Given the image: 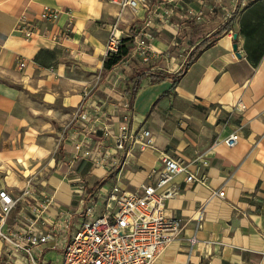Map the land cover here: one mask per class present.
Listing matches in <instances>:
<instances>
[{"label": "crops", "instance_id": "1", "mask_svg": "<svg viewBox=\"0 0 264 264\" xmlns=\"http://www.w3.org/2000/svg\"><path fill=\"white\" fill-rule=\"evenodd\" d=\"M44 6L58 14L40 21L38 34L24 38L14 30L19 16L34 19ZM142 19V11L120 10L109 0H0V161H47L46 178L37 186L25 177L0 180V189L20 196L8 221L16 227L29 224L39 202L50 197L40 220L45 229L62 212L81 208L79 184L91 190L110 173L106 182L117 179L132 189L148 181L162 153L191 160L202 152L209 161L208 182L185 183L184 173L173 177L179 191L166 201L164 214L182 218V228L151 264H264V0H243L231 28L216 36L217 25L207 27L214 22L185 21L173 44L174 28L162 27L151 42L161 53H153L150 68L162 69L166 60L165 71L176 75V82L153 79L157 71H148L131 96V73L104 70L103 62L113 26L123 38ZM204 26L206 32L197 35ZM188 29L196 39L187 51L198 49L179 69L183 53L170 59L168 54L173 47L183 52ZM126 100L131 125L147 127L153 145L125 156L124 150L112 153L110 140L104 147L110 156L99 164L76 159L75 142L84 136L90 145L95 142L82 131L76 110L85 104L92 112L101 109L116 124V104ZM236 128L237 144L226 146L223 139ZM108 161L114 162L110 171ZM31 166L29 171L40 169L38 163ZM218 189L223 196L212 193ZM61 240L56 233L47 247L58 241L54 251L61 252ZM4 250L0 239V259ZM13 259L23 257L16 253Z\"/></svg>", "mask_w": 264, "mask_h": 264}, {"label": "built area", "instance_id": "2", "mask_svg": "<svg viewBox=\"0 0 264 264\" xmlns=\"http://www.w3.org/2000/svg\"><path fill=\"white\" fill-rule=\"evenodd\" d=\"M111 4L128 9L132 13L143 12V19L130 26L134 46L132 54L149 59L152 53H161L152 45L155 34L167 24L173 29V44L184 29V22L204 24L218 21L217 27L234 17L243 0H109ZM58 11L44 6L34 19L21 15L17 18L14 30L24 38H30L40 31V21L54 20ZM174 18L178 20L175 21ZM157 22V23H156ZM216 27V28H217ZM121 35L116 25L107 39L105 57L117 52L121 44ZM189 54V51H187ZM183 56L185 61L188 56ZM127 64V60H123ZM24 65V60L19 62ZM125 66V65H124ZM120 109L116 124L106 117L101 109L92 112L89 105H82L77 116L82 131L91 135L95 142L83 139L74 143V157L89 158L100 163L110 156V150L104 148L105 142H113V154L124 150L128 156L132 150L142 151L153 145L152 132L147 127L131 125L130 101L116 104ZM95 132H100L96 136ZM239 129L231 131L224 139L226 146H235L239 140ZM160 166L152 167L143 181L129 189L115 182H103L92 190L83 184L76 188V197L81 208L74 212L65 211L47 228L43 229L40 220L50 204L45 197L36 207L34 219L27 225L16 227L9 223L11 211L19 203L20 196H13L0 189V239L4 243V257L0 264H151L182 228V218L166 216V201L178 193L179 188L172 184L173 177L184 173L185 183L207 184L209 161L202 152H195L191 160L172 155L168 152L159 157ZM116 162V161H115ZM114 162L108 161L107 171ZM212 193L223 196L222 189ZM202 212L196 216L200 226ZM60 234L61 257L53 262L45 258L48 250L56 249L58 241L50 247L47 243ZM195 236L190 238L193 242ZM20 253L23 259L15 262L14 254Z\"/></svg>", "mask_w": 264, "mask_h": 264}, {"label": "rangeland", "instance_id": "3", "mask_svg": "<svg viewBox=\"0 0 264 264\" xmlns=\"http://www.w3.org/2000/svg\"><path fill=\"white\" fill-rule=\"evenodd\" d=\"M187 22V21H186ZM188 23V22H187ZM218 24V21L214 22L213 23H209L207 27H212L214 25H217ZM196 26V25H195ZM196 28V27H195ZM206 27H200L198 28V32H197V35H202L204 34L205 29ZM131 34V30L127 31V34L125 35V37H130V41H127L125 44L127 46H130V53L129 55H127L124 59L127 60V64H125V62L123 60H121L120 62L114 64L110 70H113L115 72H122L126 75H129L132 71L134 70H139V69H146L147 71H163V72H166V67L165 65L168 64L166 60H163V63L160 64L161 68L162 69H156V68H153L151 69L150 65H153L155 62L153 60V62H149L150 58H152V54L149 55V59H146L144 60L141 56L139 55H134L132 54V47L134 46V42H133V37L130 35ZM187 39L186 41L183 43V46H185V49L183 50V52L179 51L178 48H170V52L168 54V58L170 59V56L171 55H174L176 57V55H179L178 53H183V55L185 54H188L187 53V49L189 47H187L189 44L188 42H193L194 39H196V32L194 34V32L191 31V29H188V30H185L184 31V34H183ZM121 36H124V35H121ZM182 34L178 37L179 39L182 38L181 37ZM124 38V37H123ZM181 40V39H180ZM187 47V48H186ZM196 48L198 49L197 46H194L192 48V50L189 52L187 58H185L186 60H189L190 57L192 56V54L194 52H196ZM180 60L178 62H180L179 64V69L185 65V61L182 60L183 56L182 57H179ZM182 63V64H181ZM125 65V66H124ZM104 68V67H103ZM103 68H102V71H103ZM105 70V68H104ZM132 81H130L131 83ZM133 85V82L131 83V85L129 86V89H131ZM77 111V110H76ZM38 163V167H40V169H34L33 171H29L28 169H30L32 166L33 163ZM47 166V161L46 159H30L28 161H25L23 164L22 163H17L16 161L14 160H11V159H8L6 160V162L3 164L1 161H0V180H3V182H5L7 180V182L11 183V182H16L18 180V178H27L30 180V182L33 183L34 186H37V184L39 183V181L41 179H44L46 178V167ZM27 171V172H26ZM61 257V252H56L54 250H51L49 252H46L45 254V258L47 259H51L53 262L55 261L56 258H60ZM55 263H57V261H55Z\"/></svg>", "mask_w": 264, "mask_h": 264}, {"label": "trees", "instance_id": "4", "mask_svg": "<svg viewBox=\"0 0 264 264\" xmlns=\"http://www.w3.org/2000/svg\"><path fill=\"white\" fill-rule=\"evenodd\" d=\"M233 18L234 17L229 18L226 22H224L219 27H217V29L213 32L212 35L216 36V35L220 34L222 31L230 29L231 28V22H232ZM207 38H204L202 40V43H204L207 40ZM130 39H131L130 37L122 38L118 51L112 53L111 55H109L105 58V60L103 62V67L105 69H110L114 64L120 62L127 55H129L130 46H127L125 43L127 41H130ZM150 66H152V65H150ZM147 72L148 71L146 69H143V68L139 69V70H134L131 72L130 79L132 78V81H133V85L130 89V95L131 96H133V94L136 92L137 88L140 85L141 79L146 76ZM150 76L153 77V79L171 77L172 83L174 84L176 82V78L174 77L176 75L172 76V74L170 72L158 71L155 74L151 73ZM108 178H110V173L107 174L106 178H102V179L96 181L90 189L92 190V189L96 188L97 186H99L100 184L105 182Z\"/></svg>", "mask_w": 264, "mask_h": 264}, {"label": "water", "instance_id": "5", "mask_svg": "<svg viewBox=\"0 0 264 264\" xmlns=\"http://www.w3.org/2000/svg\"><path fill=\"white\" fill-rule=\"evenodd\" d=\"M233 36L235 37V34H233ZM232 47L235 50L236 49V43H233Z\"/></svg>", "mask_w": 264, "mask_h": 264}]
</instances>
